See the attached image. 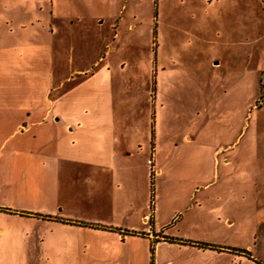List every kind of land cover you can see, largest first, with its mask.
<instances>
[{
    "label": "rangeland",
    "instance_id": "obj_1",
    "mask_svg": "<svg viewBox=\"0 0 264 264\" xmlns=\"http://www.w3.org/2000/svg\"><path fill=\"white\" fill-rule=\"evenodd\" d=\"M44 99L70 123L82 120L79 130L91 116L114 121L91 130L112 138L108 166L92 172L98 198H76L90 190L87 167L62 177L74 211L109 215L111 195L129 202L126 222H172L183 237L229 234L242 244L232 263L162 240L155 264H264V0H0V102ZM224 179L253 185L255 204L233 211L236 233L215 229L213 202L203 212L187 205ZM132 239L133 258L148 264L149 237Z\"/></svg>",
    "mask_w": 264,
    "mask_h": 264
},
{
    "label": "crops",
    "instance_id": "obj_2",
    "mask_svg": "<svg viewBox=\"0 0 264 264\" xmlns=\"http://www.w3.org/2000/svg\"><path fill=\"white\" fill-rule=\"evenodd\" d=\"M51 103L45 99L33 104L0 102V177L7 186L0 199V264H137L129 246L135 236L150 239L148 264H155L154 254L160 241L179 239L209 242L213 247L177 241L193 245L200 251L224 254L234 263L232 250L242 244L229 234L223 240L206 236L183 237L168 230L172 222L157 228L154 220L149 227H143L145 222L138 226L125 221L123 214L129 202L122 203L118 197L108 196L109 215L91 217L74 211L73 200L62 196V191L70 187L69 181L64 183L62 177L69 179L65 173L76 164L87 167L91 191L78 194L76 198L88 200V203L98 198L99 190L92 172L108 166L112 138L103 130H91L97 124L103 128L114 121L106 115L91 116L86 121L87 129L79 130L82 120L70 123L55 114ZM34 144L38 146L33 147ZM125 152L130 154L132 150ZM152 160L158 162L155 171H161L160 159ZM217 183H213V190L210 188L213 185L205 184L206 187L198 192L204 191L203 194L195 191L187 205L192 206L189 209L203 212L206 203L213 202L215 208L211 206V212L215 229L223 227L231 233L239 232V220L233 211H238L243 203L255 204L253 185L246 190L229 179ZM140 220H147L146 213ZM160 232L173 239L154 241L153 233L157 236ZM245 246L251 248L249 244ZM163 264L172 262L167 259Z\"/></svg>",
    "mask_w": 264,
    "mask_h": 264
},
{
    "label": "trees",
    "instance_id": "obj_3",
    "mask_svg": "<svg viewBox=\"0 0 264 264\" xmlns=\"http://www.w3.org/2000/svg\"><path fill=\"white\" fill-rule=\"evenodd\" d=\"M97 225V224H96ZM97 226H99V225H97ZM177 241H179V242H195V243H197L198 245H201V246H208V247H213V245L211 244V243H209V242H203V241H201V242H196V241H192V240H183V239H179V240H177ZM150 249H151V252H153V246H152V244H151V246H150ZM241 250H243L244 252H245V254L246 255H248L249 256V251L248 250H246V249H241Z\"/></svg>",
    "mask_w": 264,
    "mask_h": 264
},
{
    "label": "built area",
    "instance_id": "obj_4",
    "mask_svg": "<svg viewBox=\"0 0 264 264\" xmlns=\"http://www.w3.org/2000/svg\"><path fill=\"white\" fill-rule=\"evenodd\" d=\"M147 162L152 166L153 165V160H152V157H148L147 158Z\"/></svg>",
    "mask_w": 264,
    "mask_h": 264
}]
</instances>
